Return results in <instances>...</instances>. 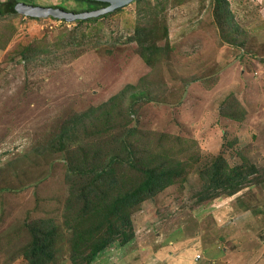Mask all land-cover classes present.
Segmentation results:
<instances>
[{"label":"rangeland","instance_id":"rangeland-1","mask_svg":"<svg viewBox=\"0 0 264 264\" xmlns=\"http://www.w3.org/2000/svg\"><path fill=\"white\" fill-rule=\"evenodd\" d=\"M262 245L264 0L0 17V264H208Z\"/></svg>","mask_w":264,"mask_h":264},{"label":"water","instance_id":"water-1","mask_svg":"<svg viewBox=\"0 0 264 264\" xmlns=\"http://www.w3.org/2000/svg\"><path fill=\"white\" fill-rule=\"evenodd\" d=\"M89 1L103 6L84 11L67 10L62 7L41 6L36 4H28L25 2H18L13 7L15 14H20L28 18L44 19L52 18L61 20L66 23L76 21H85L88 19H97L99 17L111 14L119 9H122L137 0H78Z\"/></svg>","mask_w":264,"mask_h":264},{"label":"trees","instance_id":"trees-1","mask_svg":"<svg viewBox=\"0 0 264 264\" xmlns=\"http://www.w3.org/2000/svg\"><path fill=\"white\" fill-rule=\"evenodd\" d=\"M25 2L23 0H5V1H0V17H3L5 15H14L15 13L13 12V7L16 3L18 2ZM79 3H82L83 5H87V8L88 7H93V6H96V5H101V4H98V3H94V2H89V1H78V0H75ZM143 0H137L138 3L142 2ZM27 3V2H25ZM28 4H32V3H28ZM89 5V6H88ZM62 7V6H61ZM64 9H66L65 7H62ZM86 8V9H87ZM68 10V9H67ZM85 10V9H84ZM80 11V10H79ZM82 11V10H81ZM118 11V10H117ZM110 14L108 15H105V16H102V17H99L97 19H88V20H85V21H76L77 23H84L86 21H96L98 19H102V18H105L107 16H109ZM139 37V35L137 36V38ZM81 45V44H80ZM172 174H167L165 177H161V178H158V180H153L151 179V181H147L145 184H143L137 191L136 193L133 194L132 197H136L137 195L139 194H142V195H145L146 194H149V193H152L155 189H158L160 187H162V185L166 184L168 178L171 176ZM162 182V183H161Z\"/></svg>","mask_w":264,"mask_h":264},{"label":"crops","instance_id":"crops-1","mask_svg":"<svg viewBox=\"0 0 264 264\" xmlns=\"http://www.w3.org/2000/svg\"><path fill=\"white\" fill-rule=\"evenodd\" d=\"M264 249V245L262 246H258V248L256 249V252L252 254L251 258L249 259H244L240 258L236 261L231 260V258L229 256H222L221 258L217 259L216 261H210V263L208 262V264H264V257H261L260 255V251Z\"/></svg>","mask_w":264,"mask_h":264},{"label":"flooded vegetation","instance_id":"flooded-vegetation-1","mask_svg":"<svg viewBox=\"0 0 264 264\" xmlns=\"http://www.w3.org/2000/svg\"><path fill=\"white\" fill-rule=\"evenodd\" d=\"M73 1H75V0H73ZM21 2V1H20ZM77 2V1H76ZM89 6V5H88ZM101 6H103L102 4L101 5H96V6H93V7H88L87 8V5L85 6V8H87V9H85V10H92V9H96V8H99V7H101ZM67 9V8H66ZM73 10H75V11H79V10H82V11H84V9H73Z\"/></svg>","mask_w":264,"mask_h":264}]
</instances>
